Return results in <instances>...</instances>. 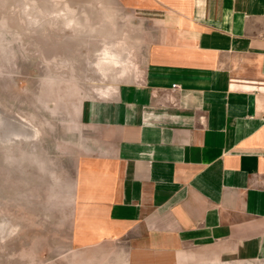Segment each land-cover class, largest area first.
<instances>
[{
	"label": "crops",
	"instance_id": "obj_1",
	"mask_svg": "<svg viewBox=\"0 0 264 264\" xmlns=\"http://www.w3.org/2000/svg\"><path fill=\"white\" fill-rule=\"evenodd\" d=\"M140 70L78 105L73 245L264 261V0H136ZM63 190L60 193V190Z\"/></svg>",
	"mask_w": 264,
	"mask_h": 264
},
{
	"label": "rangeland",
	"instance_id": "obj_2",
	"mask_svg": "<svg viewBox=\"0 0 264 264\" xmlns=\"http://www.w3.org/2000/svg\"><path fill=\"white\" fill-rule=\"evenodd\" d=\"M135 1L0 0V264H264L204 261L191 246L73 245L70 209L44 170L68 171L81 102L135 80L145 33Z\"/></svg>",
	"mask_w": 264,
	"mask_h": 264
},
{
	"label": "bare ground",
	"instance_id": "obj_3",
	"mask_svg": "<svg viewBox=\"0 0 264 264\" xmlns=\"http://www.w3.org/2000/svg\"><path fill=\"white\" fill-rule=\"evenodd\" d=\"M105 62H106V63H112V61H111V60L109 61V58H108L107 60H105ZM116 63H117V62H116V61H114V64H116Z\"/></svg>",
	"mask_w": 264,
	"mask_h": 264
}]
</instances>
